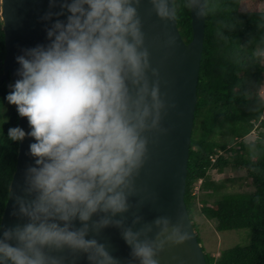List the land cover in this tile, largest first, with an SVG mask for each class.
Returning <instances> with one entry per match:
<instances>
[{"label":"clouds","instance_id":"1","mask_svg":"<svg viewBox=\"0 0 264 264\" xmlns=\"http://www.w3.org/2000/svg\"><path fill=\"white\" fill-rule=\"evenodd\" d=\"M151 2L161 18L174 14L170 0ZM139 3L61 0L60 12L40 17L48 21L67 12L45 28L47 42L14 57L17 78L3 101L26 117L29 131L11 126L6 135L13 142L33 138L25 180L34 195L30 201L16 198L27 221L0 233V264H65L64 257L50 254L63 250L82 254L88 264H118L102 242L88 237L87 222L104 213L93 221L94 231L120 225L111 217L128 208L132 178L147 154L145 132L157 126L163 107L157 85L148 79ZM54 4L49 0V7ZM185 6L200 11L193 0ZM3 101L0 126L8 120ZM75 220L80 227H73ZM154 223L160 226L155 240H141V231L130 228L121 234L139 264H159L155 256L166 242L188 238L178 226L169 229L166 218Z\"/></svg>","mask_w":264,"mask_h":264},{"label":"water","instance_id":"2","mask_svg":"<svg viewBox=\"0 0 264 264\" xmlns=\"http://www.w3.org/2000/svg\"><path fill=\"white\" fill-rule=\"evenodd\" d=\"M193 2L200 11L194 13L189 8L192 28L189 42H184L174 14L161 18L151 0H140L137 5L144 47L149 53L148 79L150 85H157L163 107L159 110L157 126L145 132L147 154L132 178L128 208L111 217L112 220L121 221L120 225L110 223L94 231L93 221L107 215L104 213L94 214L87 222L88 237L102 242L116 257L118 264H139V259L131 255L130 247L122 239V232L130 228L134 232L141 231V240H155L160 226L154 221L159 218H166L169 229L178 226L180 232L188 237L179 243L166 242L155 256L159 264H207L184 202L205 26V0ZM60 3L61 0H55V4L49 7V0H2L0 15L3 18L5 55L0 82L4 81L7 88L17 78L15 69L18 65L14 57L21 54L23 48L46 43L45 28L53 20H63L67 15L64 11L63 15H54L48 21L40 19L45 12H60ZM170 8L173 9V0H170ZM153 68L156 69L155 75L151 71ZM14 110L16 112L15 105ZM17 125L25 132L29 131L26 117L17 115ZM32 140V137L25 136L18 141L15 169L0 219V233L27 221L19 212L16 198L30 201L34 195L26 191L28 185L25 180V169L33 164V157L28 154V145ZM72 224L76 228L81 226L78 220ZM146 226H150V230L142 231ZM50 254L64 257L65 264H88L82 254H73L68 250L51 251Z\"/></svg>","mask_w":264,"mask_h":264},{"label":"trees","instance_id":"3","mask_svg":"<svg viewBox=\"0 0 264 264\" xmlns=\"http://www.w3.org/2000/svg\"><path fill=\"white\" fill-rule=\"evenodd\" d=\"M174 17L184 40L192 37L191 18L185 0H173ZM0 26V74L5 55ZM264 0H205L203 48L197 82L193 128L189 145L184 202L192 225L196 195L192 184L201 179L200 191L215 195L211 204L200 197L199 211L212 220L217 231L249 229L250 241L211 257L207 264H264V134L253 141L244 137L255 127L264 129ZM9 89L0 82V101ZM0 132V219L16 164L18 141L7 138L17 126L14 105ZM222 151L223 153H219ZM214 157L212 160L211 158ZM242 169L252 187L249 191L219 192L224 184L211 180L208 172ZM206 191V192H205ZM198 241L200 242L199 238ZM201 243V242H200Z\"/></svg>","mask_w":264,"mask_h":264},{"label":"rangeland","instance_id":"4","mask_svg":"<svg viewBox=\"0 0 264 264\" xmlns=\"http://www.w3.org/2000/svg\"><path fill=\"white\" fill-rule=\"evenodd\" d=\"M264 64V61H262ZM259 94L264 99V85L261 86ZM260 133L264 134V129L260 127H255L249 134H247L244 139L247 141L255 140ZM219 153H223L220 151ZM211 180L214 182L224 184L223 188L219 192L230 193L236 191H249L252 189L250 185V179L246 178L245 171L242 169H231L229 167L225 168L223 172H217L216 170H210L208 172ZM192 192L198 198L196 200V211L192 212L193 221L195 223L196 235L199 238L201 245L204 247L205 252L211 257H217L219 252L224 249L233 246H245L248 245L250 241V231L249 229H233L226 231H217L215 224L212 220L205 218L203 215L198 213L199 206L201 205L199 198H207L208 204L218 197V193L211 196L203 195L204 193L200 191V183L196 181L192 184ZM206 192V191H205Z\"/></svg>","mask_w":264,"mask_h":264},{"label":"built area","instance_id":"5","mask_svg":"<svg viewBox=\"0 0 264 264\" xmlns=\"http://www.w3.org/2000/svg\"><path fill=\"white\" fill-rule=\"evenodd\" d=\"M213 158H214V157H212L211 159L214 160ZM199 183H200V180H199Z\"/></svg>","mask_w":264,"mask_h":264}]
</instances>
